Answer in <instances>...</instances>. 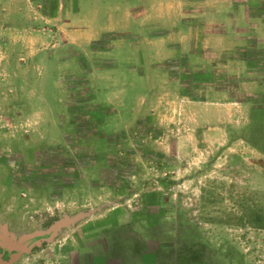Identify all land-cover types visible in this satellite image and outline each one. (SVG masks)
I'll return each mask as SVG.
<instances>
[{"label":"rangeland","instance_id":"374dc122","mask_svg":"<svg viewBox=\"0 0 264 264\" xmlns=\"http://www.w3.org/2000/svg\"><path fill=\"white\" fill-rule=\"evenodd\" d=\"M240 2L0 0V264H264Z\"/></svg>","mask_w":264,"mask_h":264},{"label":"crops","instance_id":"0c3cea01","mask_svg":"<svg viewBox=\"0 0 264 264\" xmlns=\"http://www.w3.org/2000/svg\"><path fill=\"white\" fill-rule=\"evenodd\" d=\"M237 22L235 23L236 30L240 32L253 31L256 36L253 37L254 47H260L262 55L257 56H245V59H252L254 66H250L247 70V74L243 77L244 90L253 93L255 96L258 94V101L254 102V116L251 120V124H247L245 120H242V127L246 125L249 127H264V0H241L240 4L236 7ZM233 27L227 28V30L235 29ZM259 34V35H258ZM255 35V34H254ZM245 36V33H242ZM257 61L260 63L256 65ZM250 62V61H248ZM256 99V98H255ZM243 105H245L243 103ZM256 111L260 113L259 118H256ZM245 140V137H242ZM255 141V140H254ZM249 145L254 150H259L260 157H264V151L262 146L258 147L257 143L249 141Z\"/></svg>","mask_w":264,"mask_h":264},{"label":"water","instance_id":"95a60500","mask_svg":"<svg viewBox=\"0 0 264 264\" xmlns=\"http://www.w3.org/2000/svg\"><path fill=\"white\" fill-rule=\"evenodd\" d=\"M62 223H64V222H62ZM3 240H4V242L7 244V246L9 248H15L16 250L27 249L28 246H29V242L22 243V244H14L12 242V240H10L9 238H7L5 236H3ZM37 242H39V241H37ZM14 257H15V255H13L10 260L4 261V262H1V263L2 264H10L12 262V260H13Z\"/></svg>","mask_w":264,"mask_h":264},{"label":"flooded vegetation","instance_id":"af4514ba","mask_svg":"<svg viewBox=\"0 0 264 264\" xmlns=\"http://www.w3.org/2000/svg\"><path fill=\"white\" fill-rule=\"evenodd\" d=\"M38 237L40 238L41 236H38ZM34 239H36V238H32V239H30V240H29L30 243L33 242V241H35Z\"/></svg>","mask_w":264,"mask_h":264}]
</instances>
